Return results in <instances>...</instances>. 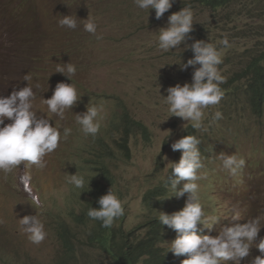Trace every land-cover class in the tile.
I'll return each instance as SVG.
<instances>
[{"label":"rangeland","instance_id":"1","mask_svg":"<svg viewBox=\"0 0 264 264\" xmlns=\"http://www.w3.org/2000/svg\"><path fill=\"white\" fill-rule=\"evenodd\" d=\"M21 1L24 10L27 8L29 11L27 21L12 16L22 8ZM30 5L29 0H0V20L13 29L9 36L5 35L0 40V95H10L14 89L19 90L26 85L32 87L33 110L59 127L61 140L57 149L44 156L43 168L25 161L9 172L0 170V256L6 261L0 260V264L60 263L63 251L49 226L55 224L57 213L69 208L68 198L74 185L69 182V177L75 174L69 155L78 150L76 144L79 139L88 136L76 122L77 113L85 112L87 105L99 109L100 129L96 135L105 134L110 117L117 111L116 102L120 100L133 117L148 127L146 137L137 134L133 138L130 158L122 156L117 146L111 143L116 155L112 168L118 171L121 176L118 180L126 186L121 200L127 202L129 225L135 219L134 214L140 211L141 193L150 184L155 185L167 178L177 152L172 150L171 144L181 138L191 124L171 115L164 96H167L166 89L173 85L172 82L185 83L193 67L183 70L187 73L186 77L182 72L179 77L176 76L175 68L180 67H175L173 59L179 61V65L182 59H172L158 48L157 38H152L158 29L149 28L146 22L137 25L141 12L147 10L138 8L134 0H33L31 8ZM63 10L62 15L71 14L77 19L76 29L61 27L58 21L62 15L55 22L52 20L54 14ZM207 11L205 9L200 14ZM88 14L95 18L97 34L102 35V39L84 31L82 19H86ZM247 18L242 17L239 24L240 27L247 26L242 36H233V24L227 27V32L218 34L216 49L222 58V63L218 65L220 73L236 76L240 70H235V66H242V48L254 44L256 36L264 41V35L260 37L255 31L257 21ZM196 20L194 17V22ZM250 22L255 25L254 28ZM31 28H34L30 35L32 45L24 41L26 31ZM225 38L228 46L222 43ZM229 45L234 47L233 55L226 51ZM32 48L34 57H38L37 62L22 56ZM68 62L76 68L72 81L55 72L58 66ZM25 75L31 79L25 81ZM59 82L73 83L78 96H81L71 109L65 110L63 121L51 113L45 103ZM223 99L230 103L226 97ZM239 105L246 106L231 103L232 112ZM208 107L217 111L219 108L218 105ZM208 107L203 109V128H212L206 118ZM224 120L215 141L209 145L205 160L210 164L209 169L205 172L199 169L198 176L207 173L206 179L212 181L216 188H226L219 192L222 208L218 214V231L232 223L230 218L223 217H230L233 210L241 214L245 202L248 219L259 218V240L264 237V117L260 119L251 111H241L231 120ZM10 122L5 118V124ZM65 128L71 129L66 139L63 138ZM221 152L245 160V166L236 176L222 167L219 159ZM201 160L203 163L204 156ZM25 177L29 178V190L24 186ZM115 194L120 197L118 190ZM33 197L38 198V205L32 203ZM186 200L187 197L183 199L182 208ZM24 215H36L43 222L47 235L42 243L37 245L28 239L19 222ZM203 217L207 222L208 217L214 218L205 213ZM199 226L205 230L204 234L218 235L212 231L215 227L206 231L203 224ZM252 248L255 250L251 258L260 255L255 245ZM184 258L182 256L180 264ZM69 262L112 264L103 254L80 243L74 245V255Z\"/></svg>","mask_w":264,"mask_h":264},{"label":"clouds","instance_id":"2","mask_svg":"<svg viewBox=\"0 0 264 264\" xmlns=\"http://www.w3.org/2000/svg\"><path fill=\"white\" fill-rule=\"evenodd\" d=\"M29 1L31 3L29 8H31L33 0ZM134 3L138 8L147 10V12H141V18L137 25L146 22L149 28L158 29L152 37L157 38L158 48L167 52L171 58L182 59L183 63L181 62L179 65V61L172 58L175 67H180V69L175 68L176 76L179 77L182 72L186 77L187 73L183 70L189 66L193 67L188 73L185 83L180 84L171 81L173 85L166 89L167 96H164L171 115L180 117L185 122H191V124L187 126L183 136L171 144L172 150L177 152L168 170L167 178L155 185L150 184L141 193L140 211L138 214H134L135 219L129 225L126 218L127 202L121 200L123 192H126V186L118 180L121 176L117 170L112 168L113 161L107 160V165H110V168L107 167V172L103 171L95 163L97 157L90 154L88 150L97 137L103 139L113 150L111 143L116 145V141H111V118L121 109L127 110L129 114L130 112L123 101H117V111L110 117L104 135H96L100 129L99 109L96 106L89 107L87 105L85 112L77 113L76 122L81 126L84 134L88 136L81 137L76 144L78 150L69 155V160L75 168V174H71L69 177V182L74 184L68 198L69 208L63 213H57L54 219L55 224L49 226L63 251L60 263L70 264L69 260L74 255V245L76 243L84 245L81 243V238L85 239L86 231L82 234L80 226L85 225L76 218L82 208L95 204L94 189L107 187V193L98 199L99 207L89 208L87 216L93 220H100L103 227L109 228L113 225L114 220L123 216L125 212L124 223L117 229L116 233L119 235L121 233L128 234L125 238H132L137 244L142 240H151L156 250L157 248L160 249L165 264H180L182 256L185 258L181 264H222V262L225 264H264V237L257 240L261 229L259 218L248 219L247 205L244 202L243 212L240 214L233 210L230 217L224 216L223 218H230L232 223L221 227L218 231L220 225L218 214L222 208L219 192L221 193L222 189L226 188L222 186L216 188L212 181L206 179L207 173L198 176L199 169H202V172L209 169L210 164L205 162L210 150L209 145L215 141L219 127L225 123L224 119L231 120L234 115H240L241 111H250L249 106L239 105L232 112V107H230L232 102L226 103L224 101L225 96H223L220 87L224 80L231 76L228 73L222 76L218 70L222 58L216 49V45L214 46L202 39L193 42L190 36L193 25L195 27L196 24L199 28L206 21L203 17L204 14L201 15L200 12L210 9L202 7L194 0H134ZM21 4L22 8L12 13V16L27 21L29 11L27 8L24 10L22 1ZM62 14H64V10L60 14H54L52 20L55 22L56 18ZM194 17L197 18L195 22ZM82 20L84 31L95 35L97 39H102V35L97 34V24L94 17L88 14L87 18ZM58 24L61 27L76 29L77 19L71 14L62 15ZM33 29L27 30L24 35V41L27 44H30V35ZM12 32L13 29L0 20V40ZM217 43H219L218 40ZM222 43L228 46L226 38ZM192 55H194L193 58H190ZM22 56L32 62L38 61V57H34L33 48L28 53L26 51V54L24 52ZM240 68V66H235V70ZM55 72L64 74L72 81L76 68L68 62L64 63L63 66H58ZM30 79V76L25 75V81ZM33 96V89L28 85L19 88V90L14 89L10 95H0V170L4 172L11 171L25 161L43 168L45 166L44 156L57 149L61 140L59 127L54 126L46 116L38 115L33 110L31 102ZM80 97L73 83L59 82L56 84L52 96L45 99V103L48 110L63 121L65 110L71 109ZM210 105H218V111L208 107ZM227 105L231 117L221 113ZM207 107L209 110H213L206 115L207 122L212 128H203V109ZM5 118L11 122L5 124ZM133 118L139 121V119ZM141 123L145 129L131 135L130 155L133 138L137 134L146 137L149 133L148 127L142 121ZM190 127L192 129L189 131ZM70 132V128H65L63 138L66 139ZM116 133L117 131L115 132L117 140L119 134L116 135ZM117 149L124 156L118 147ZM202 156H204L203 163ZM219 159L222 161V167L232 176H236L245 166L243 158L238 159L232 154L221 152ZM24 179V186L26 190H29L27 183L29 178L25 177ZM162 183L170 184L167 203L159 204L160 208L145 206L143 198L149 195L150 190ZM115 190L119 191L120 197L115 194ZM227 190L231 193L230 189ZM185 197L187 200L182 208ZM32 203L38 205V198L33 197ZM204 213L210 214L214 218L208 217L209 222H207L203 217ZM242 219L243 222H241ZM19 222L32 243L38 245L44 241L47 233L43 222L36 215H24L19 218ZM201 224L206 228V231L215 227L212 231L218 235L204 234L205 230L199 226ZM61 226H65L70 238H73V252L71 253H68L61 246L59 239ZM85 227L87 229V226ZM151 229H153L152 236ZM152 237L157 238L156 243ZM253 245L259 250L260 255L251 258L250 255L255 250V248L251 249ZM84 246L89 250L97 251L88 245ZM103 255L112 264H115L107 254ZM156 258L154 262H151L149 256L144 254L137 258L136 264H159L160 259L158 256ZM0 260L5 261L1 256Z\"/></svg>","mask_w":264,"mask_h":264},{"label":"trees","instance_id":"3","mask_svg":"<svg viewBox=\"0 0 264 264\" xmlns=\"http://www.w3.org/2000/svg\"><path fill=\"white\" fill-rule=\"evenodd\" d=\"M194 1L210 10L203 15L206 19L204 25L198 28L195 24L193 31L190 33L193 42L194 40L202 39L215 46L217 40L219 42L218 34L226 32L230 24H233V36H242V31L247 27H240L239 24L242 17L256 20L257 27L255 31L260 37L264 35V0ZM250 24L253 28L255 27L253 23L250 22ZM227 49L226 51L229 54H234V48L229 46ZM242 50L243 52H240V56H242V66H240L241 68L239 69L240 72H238L236 76L226 78L220 87L223 96H225L227 100L234 105L243 103L249 106V110L253 112L257 118L262 119L264 117V41L258 37L254 44L245 45ZM225 74L226 72L221 73L222 76ZM242 109H244V107H242ZM209 112H213V110H209ZM221 113L230 116L228 105L224 107ZM111 129V141H116V146L126 158H129L131 135L134 132L143 131L145 126L140 120H135L127 110L121 109L119 113H115L111 118ZM191 129L192 127L189 128V131ZM116 131L119 134L117 140L115 138ZM192 135L195 136V134ZM88 152L97 157L95 163L106 172L107 167L110 168V165H107V160L112 162L113 159L116 158L109 144L98 137L91 143ZM87 162L89 163L88 160ZM169 176L171 177V174ZM169 185L162 183L158 187L150 190L148 192L149 195L143 198L144 205L160 208L159 204L167 203ZM94 191L96 197L95 204L87 208H82L80 214L76 218L80 223L87 226V229L85 226H80L82 234L86 231L85 239L81 238V243L92 247L93 250H97L102 254H107L115 264H136L137 258L144 254L149 256L151 262H154L158 256L160 259L159 264H165L160 249L157 248L156 250L151 240H142L137 244L134 242V239L125 238L128 234L121 233L119 235L116 233L117 229L124 223L125 212L123 216L116 218L113 225L109 228L103 227L100 220H93L87 216L89 208L99 207L98 199L100 196L107 193L108 188H95ZM150 233L152 236L153 229L150 230ZM152 238L156 243L157 238ZM59 239L61 241V246L68 253L73 252V238H70L69 232L65 226H61Z\"/></svg>","mask_w":264,"mask_h":264}]
</instances>
